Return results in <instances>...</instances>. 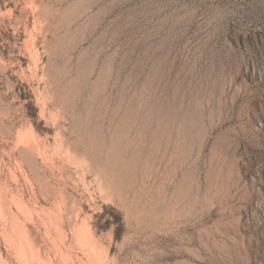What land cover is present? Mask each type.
I'll list each match as a JSON object with an SVG mask.
<instances>
[{
  "label": "rangeland",
  "instance_id": "1",
  "mask_svg": "<svg viewBox=\"0 0 264 264\" xmlns=\"http://www.w3.org/2000/svg\"><path fill=\"white\" fill-rule=\"evenodd\" d=\"M0 264H264V0H0Z\"/></svg>",
  "mask_w": 264,
  "mask_h": 264
},
{
  "label": "bare ground",
  "instance_id": "2",
  "mask_svg": "<svg viewBox=\"0 0 264 264\" xmlns=\"http://www.w3.org/2000/svg\"><path fill=\"white\" fill-rule=\"evenodd\" d=\"M29 144H30V143H29ZM24 150H25V148H24ZM29 151H30V150H29ZM26 152H27V151H26ZM29 153H30V152H29ZM34 156H35V155H34ZM72 208H73V207H72ZM67 212H68V209H67ZM68 213H69V212H68ZM68 213H67V214H68ZM70 213H73V212L70 211ZM70 213H69V215H70ZM71 218H72V217H71ZM68 219H69V217H68ZM71 220H72V219H71ZM69 222H71L70 219H69Z\"/></svg>",
  "mask_w": 264,
  "mask_h": 264
}]
</instances>
